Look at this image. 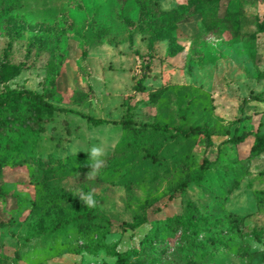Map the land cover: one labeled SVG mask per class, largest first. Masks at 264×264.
Listing matches in <instances>:
<instances>
[{
	"label": "rangeland",
	"instance_id": "374dc122",
	"mask_svg": "<svg viewBox=\"0 0 264 264\" xmlns=\"http://www.w3.org/2000/svg\"><path fill=\"white\" fill-rule=\"evenodd\" d=\"M5 10L0 1V97L43 96L53 84L49 102L62 111H16L46 122L33 153L21 135V159L0 158V264H116L130 248L129 264H264V150H252L253 137L219 147L235 131L264 135V0H16ZM79 114L130 119L136 136L152 139L134 144L121 126ZM145 124L204 126L211 145ZM203 158L204 181L176 192ZM187 203L203 248L183 256L175 218ZM86 210L94 222H71ZM103 233L105 247L87 253Z\"/></svg>",
	"mask_w": 264,
	"mask_h": 264
},
{
	"label": "trees",
	"instance_id": "16d2710c",
	"mask_svg": "<svg viewBox=\"0 0 264 264\" xmlns=\"http://www.w3.org/2000/svg\"><path fill=\"white\" fill-rule=\"evenodd\" d=\"M5 6V11L12 9L16 3V0H0ZM146 2L147 0H142ZM0 16H4V12H0ZM145 74L143 73L141 77L137 80L135 89L140 90L142 83L144 81ZM54 87L53 84H49V87L43 96L38 95L30 90H18L11 91L6 90L3 97H0V158L3 161L17 162L21 159L22 154V143L20 142L21 135H26L30 137V143L28 145L29 153H33L35 138L39 133L43 131L42 124L46 122V118L43 115H37L28 122L19 116L16 111H25L26 109H34L42 112L43 114H51L55 111H62L58 108H55L50 102L49 99H52L54 96ZM156 95H159L157 93ZM252 100H257L258 96H252ZM185 110H179V116L182 120L185 119ZM84 120L94 125L101 124H113L118 125L124 128L129 139L134 143H150L152 135L140 137L136 136L132 132V127L135 124L127 119L125 121H108L104 119H94L89 116L79 114ZM144 129L151 131V133H171L174 136L182 140H190L199 134L203 135L206 139V148L211 145V138L208 129L204 126H190L187 129L182 126L169 127L162 124H145L141 126ZM248 137H253V151L259 152L264 150V135L258 133H251L249 131H243L240 134L234 132L232 136L226 141L222 142L219 147L223 144H237L246 140ZM10 138H15V143L13 144L9 152L5 151V147L8 145ZM137 147V146H136ZM139 147V146H138ZM211 164L207 158H203L198 171L195 175L185 178L180 184L175 187L176 192H183L189 185H199L205 179V170L208 165ZM0 195H3L2 190H0ZM17 202L20 200L17 198ZM98 204V202H97ZM186 213L182 216H176L175 220L178 223V226L181 231V248L180 254L185 256L195 252L197 248H203L201 243L198 241V231L195 226L194 220L192 218V204L187 203L185 207ZM96 219L89 210H86L80 214H76L71 222L76 223V225H87ZM146 217L143 216L135 222H123L121 224V230L134 231L135 229L141 227L146 223ZM168 223V222H165ZM110 226L105 230V233L109 231ZM156 228H151L143 240L140 242V245L143 247L145 244L151 245L155 240ZM103 233L99 239L95 240L93 244H90L86 247V252L91 254H96L99 250L105 247L104 245V234ZM137 250L135 248H130L123 252L122 254H115L117 257L116 264H129L132 260L137 257Z\"/></svg>",
	"mask_w": 264,
	"mask_h": 264
},
{
	"label": "clouds",
	"instance_id": "9594fccd",
	"mask_svg": "<svg viewBox=\"0 0 264 264\" xmlns=\"http://www.w3.org/2000/svg\"><path fill=\"white\" fill-rule=\"evenodd\" d=\"M87 155L91 158L92 161L96 162L98 161L99 157V149L92 147L88 152ZM93 169L96 168V163L92 164ZM79 200L82 202V204L88 208H94L97 206V201L94 199L91 192H78L76 193Z\"/></svg>",
	"mask_w": 264,
	"mask_h": 264
}]
</instances>
